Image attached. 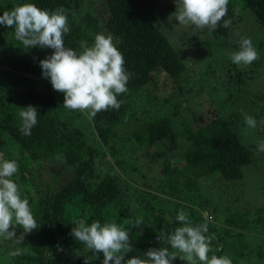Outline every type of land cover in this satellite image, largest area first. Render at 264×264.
I'll use <instances>...</instances> for the list:
<instances>
[{"label": "trees", "instance_id": "trees-1", "mask_svg": "<svg viewBox=\"0 0 264 264\" xmlns=\"http://www.w3.org/2000/svg\"><path fill=\"white\" fill-rule=\"evenodd\" d=\"M238 1L229 0L223 18L231 20L229 27L205 28L206 40L194 46L215 51L238 47L232 34L244 9L264 28V0ZM102 2L103 12L93 6L97 0H0V15L23 3L49 11L62 8L71 28L65 45L78 53L81 41L91 45L95 34H111L131 73L127 92L118 95L120 108L89 119L79 110L65 109L63 93L42 76L39 61L54 50L25 48L11 26H0V158L18 162L13 179L39 224L21 243L0 240V264H102L103 253L93 257L71 234L80 218L130 228L133 251L126 258L142 256L149 248L168 247L167 235L180 226L175 217L181 209L193 224L207 226L206 235L213 237L209 256L230 257L226 248L234 243L232 264H264V247L253 246L249 238L257 236L248 232L256 227L264 232V206L247 209L227 199L231 182L242 179L246 167L256 162L254 149L240 137L238 113L227 116L219 108L194 105L183 118L181 107L158 109L156 115L142 118L138 98L158 101L156 75L162 71L180 81L188 66L150 9L137 0ZM246 35L255 45L257 33ZM226 64L231 93L237 88L235 99L243 92L252 98L245 88L248 77L230 58ZM28 105L37 107L40 115L31 135L25 136L18 113ZM56 163L70 170H62L60 181L53 183L52 175L59 176ZM129 171L136 175L125 176ZM252 211L258 214L252 218L254 225ZM137 219L141 225H129ZM22 231L17 227V235ZM259 238L264 241V236ZM169 254L182 255L171 248ZM172 264L191 262L177 256Z\"/></svg>", "mask_w": 264, "mask_h": 264}, {"label": "clouds", "instance_id": "clouds-1", "mask_svg": "<svg viewBox=\"0 0 264 264\" xmlns=\"http://www.w3.org/2000/svg\"><path fill=\"white\" fill-rule=\"evenodd\" d=\"M176 11L171 18L179 25L215 30L218 26L229 27L227 16L229 0H175ZM68 14L64 10L49 11L33 3L18 4L0 15V26H11L14 36L25 48H51L54 51L39 61L42 76L50 80L54 90L64 95L63 107L79 110L89 119L109 108L119 109L118 95L127 92L131 73L125 67L123 53L113 42L111 34L97 33L89 45L80 42L79 53L65 45V36L71 31ZM232 63L251 65L258 58V52L250 37L238 41V50L228 53ZM37 107H20V132L30 136L38 123ZM248 128L257 127V119L245 115ZM264 152V142L257 145ZM18 162L0 158V240H15L21 243L27 233L39 227L28 199L24 198L13 179L18 172ZM178 227L167 235L168 247L149 248L143 255L126 258L133 251L130 244V228L115 222L84 218L75 221L71 234L82 243L93 257L103 253L102 264H172V258L179 256L191 264H232L227 256H209L212 236L206 225L193 224L190 215L181 209L175 217ZM137 219L129 225L139 226ZM17 227L23 229L17 235ZM169 248L182 255H170ZM13 255L18 254L13 252ZM90 260V259H86Z\"/></svg>", "mask_w": 264, "mask_h": 264}, {"label": "rangeland", "instance_id": "rangeland-1", "mask_svg": "<svg viewBox=\"0 0 264 264\" xmlns=\"http://www.w3.org/2000/svg\"><path fill=\"white\" fill-rule=\"evenodd\" d=\"M102 1L97 0V3L93 5L96 6L97 11L103 12L105 10L106 4ZM137 2L147 10L150 9L151 13L155 14L156 17H159L157 21L164 27L166 34L179 49L188 66L182 74L183 77L180 81L168 76L166 72L161 71L158 73L156 75L160 86L158 101L153 100L150 103L146 101V98H138V102L142 106L138 110L139 115L142 118H147L159 113L158 109L169 112L175 107H181L182 114L180 118H183L186 111L194 107V105L199 109L201 107L206 109L219 108L222 114L227 116L231 115L235 117L238 113L237 121L241 125L239 129L240 137L250 148L254 149L256 162L246 167V174L242 179L231 182L227 199L229 198L247 209L264 206V152L258 151L257 148L258 143L264 142V97L261 99V94H264V42H262L264 41V28L257 26L253 22V19L249 16V10L244 9L239 12L232 37L239 41L242 37H247L246 33L248 31L253 34L257 33L254 47L258 52V58L251 65L235 64L237 68L243 71L244 76L248 77L245 88H247L249 96H252V98H246L247 94L243 92L237 101L235 99L237 97V88L234 93H231L233 89L230 90L227 83L228 76L226 75V71L230 70V68L226 62L229 58L228 53L238 50V47H234L233 49L222 48L215 51L216 48L213 50L212 47L207 45L194 46L198 40H206L207 31L191 25H179L177 20L171 18L172 14L176 11L175 0H137ZM86 8L84 7V9ZM254 40L252 39V41ZM192 41H195L194 44ZM10 45L8 44L7 47H10ZM188 47L189 49H187ZM245 115H251L257 119L258 124L255 129L246 126ZM177 120L182 121L179 118ZM53 165L59 170V176L57 178L56 175H52L51 180L54 181L53 183H58L60 181V172L62 170H67L68 172L70 169L67 168L68 166L62 167L58 163ZM130 174L136 175L131 171L125 172L124 175L129 177ZM224 200H226V197ZM204 213L208 216L210 214L207 209L204 210ZM250 215L252 216L251 221H253L251 224L254 225L256 222L252 218L258 214L252 211ZM248 232L258 237L254 238L251 236L249 238L253 246L261 243L264 247V241L259 238L264 236V232L260 231L259 227H256V230L249 229ZM3 241L7 244L9 242L7 240ZM234 250V243L226 248V252L231 256L234 255ZM231 256L229 258L232 260Z\"/></svg>", "mask_w": 264, "mask_h": 264}]
</instances>
